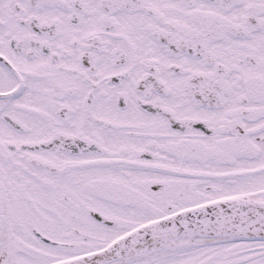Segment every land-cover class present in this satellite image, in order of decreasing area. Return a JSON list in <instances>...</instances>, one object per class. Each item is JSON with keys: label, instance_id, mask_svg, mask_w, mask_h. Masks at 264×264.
<instances>
[{"label": "snow or ice", "instance_id": "obj_1", "mask_svg": "<svg viewBox=\"0 0 264 264\" xmlns=\"http://www.w3.org/2000/svg\"><path fill=\"white\" fill-rule=\"evenodd\" d=\"M0 264H264V0H0Z\"/></svg>", "mask_w": 264, "mask_h": 264}]
</instances>
